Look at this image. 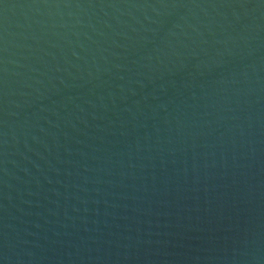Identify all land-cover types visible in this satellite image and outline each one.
Instances as JSON below:
<instances>
[{
	"label": "water",
	"instance_id": "95a60500",
	"mask_svg": "<svg viewBox=\"0 0 264 264\" xmlns=\"http://www.w3.org/2000/svg\"><path fill=\"white\" fill-rule=\"evenodd\" d=\"M0 264H264V0H0Z\"/></svg>",
	"mask_w": 264,
	"mask_h": 264
}]
</instances>
